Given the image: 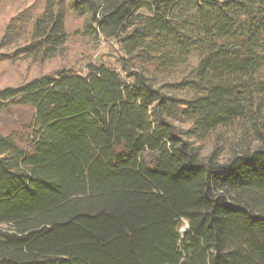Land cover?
Wrapping results in <instances>:
<instances>
[{
    "label": "trees",
    "instance_id": "1",
    "mask_svg": "<svg viewBox=\"0 0 264 264\" xmlns=\"http://www.w3.org/2000/svg\"><path fill=\"white\" fill-rule=\"evenodd\" d=\"M70 15L122 55L0 88V264H264V0H37L0 62Z\"/></svg>",
    "mask_w": 264,
    "mask_h": 264
},
{
    "label": "rangeland",
    "instance_id": "2",
    "mask_svg": "<svg viewBox=\"0 0 264 264\" xmlns=\"http://www.w3.org/2000/svg\"><path fill=\"white\" fill-rule=\"evenodd\" d=\"M37 0H0V34L9 19L22 8L34 4ZM84 20L70 15L67 20L69 42L64 58H58L44 65H39L30 58L21 55L15 62H0V88L17 86L33 77L51 73L58 68L72 67L83 71L89 63H107L116 65L117 59L122 55L119 46L113 41L103 40L99 45L84 39L79 32L82 30ZM15 48H13L14 50ZM196 57L193 58L195 62ZM188 229L185 222L180 228L181 235Z\"/></svg>",
    "mask_w": 264,
    "mask_h": 264
}]
</instances>
